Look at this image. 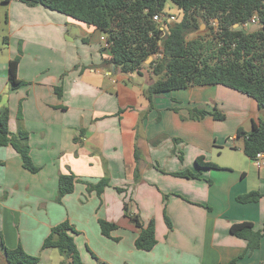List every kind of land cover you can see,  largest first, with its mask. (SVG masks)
<instances>
[{"label":"crops","instance_id":"crops-1","mask_svg":"<svg viewBox=\"0 0 264 264\" xmlns=\"http://www.w3.org/2000/svg\"><path fill=\"white\" fill-rule=\"evenodd\" d=\"M5 4L9 38L8 56L0 59V112L9 108L12 132L20 124L28 132L40 168L30 172L11 145L0 146V234L6 247L22 246L39 257L35 264H62L60 251L43 248V242L53 226L69 221L83 264H224L241 254L247 242L230 232L231 224H264V166L245 155L244 140L236 137L239 127L250 130L252 120L264 119L256 100L224 85H198L155 95L149 109L151 71L143 68L141 77L127 79L112 63L104 64L110 49L99 29L42 5ZM20 40L18 76L24 84L13 89L9 61L18 55ZM190 107L217 108L226 118L207 113L192 119ZM200 155L220 168L202 169L200 178L170 173L199 170L190 162ZM71 172L79 181L58 202L59 176ZM103 177L110 185L101 194L88 190L86 182ZM253 190L263 194L258 201L236 200ZM124 201L144 225L155 223L151 250L135 246L139 229L125 214ZM102 219L118 225L110 237L101 231ZM0 264H8L3 250ZM238 264H264V237Z\"/></svg>","mask_w":264,"mask_h":264},{"label":"trees","instance_id":"trees-1","mask_svg":"<svg viewBox=\"0 0 264 264\" xmlns=\"http://www.w3.org/2000/svg\"><path fill=\"white\" fill-rule=\"evenodd\" d=\"M11 0H1L8 3ZM28 5H42L69 17L92 25L99 29L109 44L110 56L104 64L114 63L125 74L139 73L145 65L150 67L153 82L145 89L153 108V97L172 90L190 86L220 84L256 100L258 107L264 109V0H171L182 10L180 20L158 24L154 14L165 10L168 0H20ZM253 16L259 18V27L251 30L245 27ZM215 24V32L208 38L190 35L199 30L200 22ZM237 25V26H236ZM21 52V51H20ZM22 53L9 61L8 80L11 88L17 89L24 84L18 76V65ZM152 57L150 62H147ZM56 92L62 95V87L56 86ZM178 111V108H174ZM210 113L217 120L226 115L217 108L208 111L205 108L190 107L192 119L201 118ZM146 114L144 113L143 116ZM22 120L19 109L18 121ZM237 138H243V151L253 159L258 152L264 151V119L252 120V127L246 130L239 127ZM29 134L20 127L16 132L10 130V111L4 108L0 112V146L11 145L21 156L23 167L30 172L39 171L30 154ZM175 141L178 138H174ZM136 159L140 153L136 148ZM183 160L182 154L179 155ZM199 170L184 169L170 172L184 178H200L205 168H220L205 160L203 155L196 157ZM140 179L139 170L135 171V181ZM79 178L74 173H62L59 176L57 201L73 192ZM88 190L101 194L110 185L107 177L98 182H86ZM124 191L123 187H117ZM263 194L253 190L236 196L242 203L258 201ZM167 198V195H164ZM207 208H210L207 206ZM124 212L129 215L139 235L135 246L141 250H151L157 243L155 223L144 225L138 214H130V202L124 201ZM164 218L169 228L173 223L164 210ZM118 225L100 220V228L105 236ZM230 232L244 240L245 250L224 264H238V261L260 247L264 237V224L256 228L251 221L235 222ZM75 228L69 221H63L51 228L43 242V248H56L62 254V264H83L74 239ZM0 249L5 253L8 264H35L39 257L27 253L22 246L15 249L6 247L0 234ZM222 264V263H218Z\"/></svg>","mask_w":264,"mask_h":264},{"label":"rangeland","instance_id":"rangeland-1","mask_svg":"<svg viewBox=\"0 0 264 264\" xmlns=\"http://www.w3.org/2000/svg\"><path fill=\"white\" fill-rule=\"evenodd\" d=\"M165 11L167 13H169V14L175 15L177 20H180L182 15H183L182 10H180L178 8V6L176 4H174L171 0H168L166 2ZM61 14H63V13H61ZM7 15H8L7 5L5 3L1 2V0H0V59H2V60H5L7 58V56H8L7 39L9 38V29H8L7 18H6ZM64 16H66V15L64 14ZM64 26L65 27L68 26L70 31H76L74 28H72L71 25L67 24V26H66V24H64ZM214 26H215V24H213V23H206L204 21H201L199 30H197L194 33H192L190 35V38L199 37V36L203 37V38H208V37L211 36L212 33L215 32V27ZM67 32H68L67 30H63L64 37H65ZM17 44L18 45H16V46H17L18 54L19 53H23V43H22V41L21 40L18 41ZM150 61H151V58H149V60L147 62H150ZM143 68L147 69L149 71V73H150V67L148 65H145ZM61 73H62L61 78L66 76L67 75L66 68H64V72H61ZM125 75L128 77L127 79H129L132 75L134 76V78L141 77L138 73H129V74H125ZM141 80H142V78H141ZM18 123H19V121H18ZM182 153L184 155V158H186L184 150L182 151ZM190 164H192L194 166L195 165V161L193 160L192 162H190ZM0 251H1V249H0ZM80 257H81V260H82V263H83L84 260H83V258L81 256V254H80Z\"/></svg>","mask_w":264,"mask_h":264},{"label":"built area","instance_id":"built-area-1","mask_svg":"<svg viewBox=\"0 0 264 264\" xmlns=\"http://www.w3.org/2000/svg\"><path fill=\"white\" fill-rule=\"evenodd\" d=\"M153 19L158 24L163 25V26H165L170 21L177 20L175 15L169 14L165 10L162 12H158V13L154 14ZM244 26L246 28L250 27V26H259V18L257 16H253L248 23L244 24ZM103 39L106 41L105 37H103ZM106 43L108 44L107 41H106ZM151 60H152V57H151ZM263 158H264V151L258 152L256 154V156L253 158V162L258 168L264 166Z\"/></svg>","mask_w":264,"mask_h":264},{"label":"water","instance_id":"water-1","mask_svg":"<svg viewBox=\"0 0 264 264\" xmlns=\"http://www.w3.org/2000/svg\"><path fill=\"white\" fill-rule=\"evenodd\" d=\"M259 26H252L251 27V30H253V29H255V28H258ZM112 68L114 69L115 68V64L114 63H112Z\"/></svg>","mask_w":264,"mask_h":264}]
</instances>
